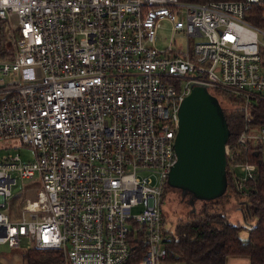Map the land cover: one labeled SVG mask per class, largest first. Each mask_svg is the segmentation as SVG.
I'll list each match as a JSON object with an SVG mask.
<instances>
[{"label": "built area", "instance_id": "2783aa9c", "mask_svg": "<svg viewBox=\"0 0 264 264\" xmlns=\"http://www.w3.org/2000/svg\"><path fill=\"white\" fill-rule=\"evenodd\" d=\"M162 20L181 42L156 47ZM0 26V244L123 264L138 238L135 264H183L163 260L161 222L179 106L196 86L230 93L236 142L263 147L264 0H0ZM225 155L241 191L256 164Z\"/></svg>", "mask_w": 264, "mask_h": 264}, {"label": "trees", "instance_id": "16d2710c", "mask_svg": "<svg viewBox=\"0 0 264 264\" xmlns=\"http://www.w3.org/2000/svg\"><path fill=\"white\" fill-rule=\"evenodd\" d=\"M190 2H206L209 0H184ZM4 32L0 26V58L6 57L3 50ZM210 92V91H209ZM215 96V92H210ZM216 97V96H215ZM217 98V97H216ZM226 101L219 102L224 112L228 137L226 143L235 152L234 160L256 164L254 174L244 181L241 191L235 188L228 160L225 166L224 191L213 198H201L182 186L165 184L161 199L163 245L166 249L164 261L183 262L184 264H226L228 256H246L249 264H264V157L262 145L251 143L241 146L236 136L243 126V114L239 106L234 105L232 94L226 93ZM251 122L264 125V101H258L251 108ZM169 190L177 191V202L180 209L174 207L175 216L172 224L166 226L163 197ZM230 199L237 201L244 222L247 225L246 237H241L238 222H232L224 211L225 203ZM199 202V205L197 204ZM186 209V211L184 210ZM24 264H48L54 253L56 261L60 252L50 249H21ZM24 250V251H23ZM146 244L135 238L130 243L128 259L123 264H135Z\"/></svg>", "mask_w": 264, "mask_h": 264}, {"label": "water", "instance_id": "95a60500", "mask_svg": "<svg viewBox=\"0 0 264 264\" xmlns=\"http://www.w3.org/2000/svg\"><path fill=\"white\" fill-rule=\"evenodd\" d=\"M227 137V121L217 98L203 86L194 87L179 106L176 161L167 181L201 198L219 196L226 184Z\"/></svg>", "mask_w": 264, "mask_h": 264}, {"label": "rangeland", "instance_id": "374dc122", "mask_svg": "<svg viewBox=\"0 0 264 264\" xmlns=\"http://www.w3.org/2000/svg\"><path fill=\"white\" fill-rule=\"evenodd\" d=\"M172 38L176 40V43H179L182 40L181 34L178 32H174L171 29V24L169 23V21L162 20L159 28L157 29V36L155 40L156 47L165 48L170 43V41H172ZM261 40L264 42V37H261ZM259 101H264V100H259ZM234 105L238 106L239 102L238 101L234 102ZM18 152L25 159L33 158V152L30 148L21 147L18 149ZM262 152H263V157H264V145L262 147ZM21 190H22L21 182L19 181V179H17V181L11 185L10 200H11V203L13 204L12 207H15V204H14L15 199H18V200L23 199V194ZM163 201H164V214L167 219V221L165 222V225L168 226L169 225L168 221H170V225H171L173 220L175 219L174 214L171 212L172 209H174V207H178L180 209V204L177 202V191L169 190L168 192H166L164 194ZM197 204L199 205V202ZM10 207H11V204L8 203L6 210L9 209ZM134 210H138V207L134 208ZM184 210L186 211L185 208ZM224 211L226 212L229 220H231L232 222H238L243 225V227L240 229V235L241 237H246L247 235L246 227L248 224L244 222L241 212L237 208V201H235L234 199H230L228 202H226L224 206ZM12 215H13L12 217L14 218L18 217L19 216L18 210L17 209L14 210L12 212ZM30 248L32 249V247L30 246L27 249H30ZM21 249L22 247L11 248V247H8L6 244H0V256L7 259L6 261L3 259H0V264H23L24 261L22 262L23 254H22ZM34 249L36 248L34 247ZM21 256H22V259H21ZM51 256H52V259H51L52 261H50V263L48 264H54V262L56 261L55 254L52 253Z\"/></svg>", "mask_w": 264, "mask_h": 264}, {"label": "crops", "instance_id": "0c3cea01", "mask_svg": "<svg viewBox=\"0 0 264 264\" xmlns=\"http://www.w3.org/2000/svg\"><path fill=\"white\" fill-rule=\"evenodd\" d=\"M13 258H15V257H13ZM0 259H3L5 261L7 260L1 256H0ZM21 259H22V256H21ZM22 262H23V259H22ZM181 263H183V262H181ZM226 264H249V261H248V258L246 256H228L226 258Z\"/></svg>", "mask_w": 264, "mask_h": 264}]
</instances>
